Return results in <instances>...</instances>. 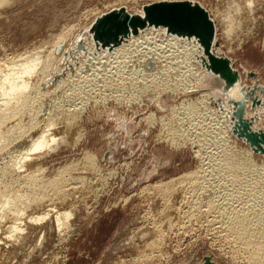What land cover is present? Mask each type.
Instances as JSON below:
<instances>
[{
    "label": "bare ground",
    "instance_id": "bare-ground-1",
    "mask_svg": "<svg viewBox=\"0 0 264 264\" xmlns=\"http://www.w3.org/2000/svg\"><path fill=\"white\" fill-rule=\"evenodd\" d=\"M5 1L0 0V6ZM179 1L197 3L193 0ZM237 1L232 17L218 13L215 9L218 13L215 17L208 13L216 30L218 26L222 28L221 37L228 52L237 51L248 39V34L240 30L244 21L260 18L258 12L261 8L257 4L261 3H256V0ZM125 10L130 15L142 13L141 9L136 12L128 8ZM237 29L240 30L238 37L234 34ZM88 31L87 27L77 33L67 49H64L63 40L73 33L66 29L54 37L55 41L46 55L36 52L28 56L26 54L23 58L21 55L18 59L16 57L17 61L12 58L10 62L4 60L7 63L0 68V152L5 150L6 154L16 157L13 165L0 167V261L4 260L3 264H49L46 260L57 255L46 253L47 256L42 257V252L50 245L60 251L79 232L81 213L86 202L84 199L95 190L93 178L98 177L94 169L97 158L85 151L80 162L69 163L49 174L46 165L61 152L75 148L81 134L83 107L90 100L96 104H101L103 100L105 102V92L113 88L117 94L121 91H125L128 96L145 94L150 101L159 104L165 97H178V104L170 106L167 115L171 119L160 118L161 127L179 137L182 129L180 124L186 121L187 131L193 130L192 140L187 139L192 144L193 140H198L194 142L197 143V154L213 155L210 159H204L207 162L201 160L198 172L187 177L191 182L202 179L203 184L207 181L209 186L219 189L212 195L207 190L210 195H206L205 207L209 208L208 205L214 203L218 214L228 212V220H234L243 230L250 231L251 226L263 224L264 173L261 171L264 172V153H254L233 134V106L228 96L233 99L237 91L231 89L225 92L222 80L207 70V57L196 39L170 33L163 27L150 26L130 34L119 44L101 47ZM66 32L70 34L67 36ZM232 34L239 39L234 47L230 43L234 38L229 40ZM215 42L214 53L218 56L221 51L216 36ZM233 67L240 75L239 86L251 88L252 84L245 85L241 72ZM214 79L220 83L219 89H202L203 83ZM254 96L257 98L256 91ZM260 105H264V96L261 97ZM261 107L251 109L249 101L244 112V117L252 120L254 131L264 128V123H260L264 121L260 117ZM154 115L153 111L149 112L144 122L152 123ZM175 121L179 122V129L172 125ZM175 139H170V142L176 144ZM238 141L245 147H238ZM214 143L218 146L214 149L215 153L207 152L205 145ZM254 154L261 156L259 165L255 163ZM113 175L107 176L111 178ZM178 180H172L171 183L177 184ZM227 180L226 186L222 184ZM96 181L102 183L99 179ZM248 198V201L263 204L260 211L262 218L254 220V213L250 209L239 210L241 201ZM53 235L57 237L54 240ZM257 235H254L255 239L259 237Z\"/></svg>",
    "mask_w": 264,
    "mask_h": 264
},
{
    "label": "rangeland",
    "instance_id": "rangeland-1",
    "mask_svg": "<svg viewBox=\"0 0 264 264\" xmlns=\"http://www.w3.org/2000/svg\"><path fill=\"white\" fill-rule=\"evenodd\" d=\"M8 1L0 6V68L11 60L17 61L21 55V58L33 53L46 55L51 50L56 36L64 33L66 29L73 33L70 36V32H66L69 36L62 42L64 49H67L77 33L87 27L88 30L91 29L98 17L115 9L142 11L143 6L160 0ZM193 1L201 4L212 17H215L217 12L232 17L238 4L237 0ZM260 1L256 0V3H261L257 4L261 8L258 12L260 18L244 21L241 25L240 30L248 34V39L242 43L241 48L235 52L227 51L222 41L220 26L217 30L215 28V36L221 54H225L241 72L245 85L255 84V81L247 76L253 74L256 85L264 89V0ZM238 30L234 32L236 37L240 35ZM234 34L229 38H234L230 42L232 47L239 43ZM55 60L57 62L58 57ZM220 87V83L214 79L203 83L202 89L216 91ZM113 89L105 92L107 98L101 104L88 101L81 114L82 135L79 134L75 148L61 152L46 165L49 174L69 163L80 162L83 153L89 151L97 158L94 169L98 177L93 178V183L96 182L95 190L84 199L86 202L81 213L82 225L78 234L71 237V242L68 240L67 245L60 251L55 247L51 248L52 245L48 246L42 252V257L47 256L46 253L56 254L58 258L46 260L49 264L51 260L52 263L55 261L53 264H204L205 259L210 260L211 264H263L264 222L258 224L259 226L250 227L254 233L252 237L250 228V231L243 230L234 220H228V212L218 214L214 203L211 202L209 208L205 207L206 195H212L219 189L209 186L207 181L206 186L202 179L191 182L187 177L198 172L201 160L204 161L206 157L210 159L213 155L197 154V143L194 142L198 140H193L194 145L191 143L193 130L187 131L186 121H183L186 125L180 124L182 127L179 122L171 123L177 129L179 126L182 129L185 126V130L181 129L182 136L185 131L182 138L181 135L176 137L173 133L162 130L160 118L166 120L169 117L167 115L170 106L177 105L179 98L175 97L173 100L165 97L159 104L150 101L145 94L128 96L125 91L117 94ZM256 92L257 100L261 103L264 92ZM259 106H262L259 108L260 117L264 119V105L259 104L255 108ZM151 111L155 114L154 120L147 124L145 122L148 121L144 122L143 119ZM170 139H175L176 144H172ZM237 145L245 147L239 141ZM205 147L207 152L215 153L214 149L218 146L214 143ZM6 153L5 150L0 152V167L16 162L15 156ZM254 160L259 165L261 156L254 154ZM112 173L113 177L107 176ZM98 179L102 183L97 182ZM177 179L180 180L177 184L173 182V185L171 181ZM185 180L186 182H183ZM223 183L226 186L228 180ZM244 200L243 203L241 201V206H238L239 210L250 209L254 213V220L264 217L260 212L263 204L248 201L249 198L245 200L248 202ZM254 235L259 237L255 239ZM55 238L57 237L53 235L52 240ZM52 254L50 256H53ZM3 262L4 260L0 261L2 264Z\"/></svg>",
    "mask_w": 264,
    "mask_h": 264
},
{
    "label": "water",
    "instance_id": "water-1",
    "mask_svg": "<svg viewBox=\"0 0 264 264\" xmlns=\"http://www.w3.org/2000/svg\"><path fill=\"white\" fill-rule=\"evenodd\" d=\"M177 17L192 20L194 24L178 23ZM150 26L163 27L170 33L196 39L207 57L208 61L205 63L207 70L222 80L225 92L231 89L237 91V96L233 99L228 96V101L233 106V134L243 140L254 153L263 154L264 128L258 131L252 130V120L245 118L244 112L249 101L251 109L260 104L254 94L256 90L264 92V89L256 85L253 74L247 76L251 77L255 84L251 88L240 87V75L233 68L230 59L223 54L215 55V25L208 12L199 4L190 1L156 2L143 6L141 14L132 15L125 9L113 10L98 17L88 32L101 47H110L119 44L130 34H136L139 29ZM204 264H211L210 260L205 259Z\"/></svg>",
    "mask_w": 264,
    "mask_h": 264
},
{
    "label": "snow or ice",
    "instance_id": "snow-or-ice-1",
    "mask_svg": "<svg viewBox=\"0 0 264 264\" xmlns=\"http://www.w3.org/2000/svg\"><path fill=\"white\" fill-rule=\"evenodd\" d=\"M161 3H178L179 0H160ZM178 23H184V24H194V21L183 18V17H177Z\"/></svg>",
    "mask_w": 264,
    "mask_h": 264
}]
</instances>
